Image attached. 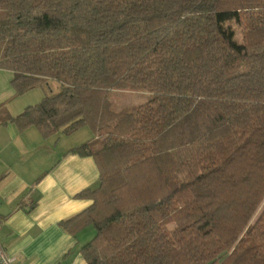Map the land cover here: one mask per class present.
Listing matches in <instances>:
<instances>
[{"label": "trees", "instance_id": "obj_1", "mask_svg": "<svg viewBox=\"0 0 264 264\" xmlns=\"http://www.w3.org/2000/svg\"><path fill=\"white\" fill-rule=\"evenodd\" d=\"M0 69L57 83L20 131L95 137L69 151L92 204L60 222L93 228L87 264H264V0H0Z\"/></svg>", "mask_w": 264, "mask_h": 264}, {"label": "crops", "instance_id": "obj_2", "mask_svg": "<svg viewBox=\"0 0 264 264\" xmlns=\"http://www.w3.org/2000/svg\"><path fill=\"white\" fill-rule=\"evenodd\" d=\"M0 71L10 84L13 73ZM13 98V88L0 85V244L12 264H87L79 251L94 230L73 236L60 222L92 204L75 196L98 187L96 162L69 151L95 137L90 132L58 145L56 135L44 139L33 126L20 131L9 118L25 108Z\"/></svg>", "mask_w": 264, "mask_h": 264}, {"label": "rangeland", "instance_id": "obj_3", "mask_svg": "<svg viewBox=\"0 0 264 264\" xmlns=\"http://www.w3.org/2000/svg\"><path fill=\"white\" fill-rule=\"evenodd\" d=\"M238 40L241 38L239 33L237 32ZM1 72V71H0ZM2 73V72H1ZM7 74V73H6ZM2 75H5L2 73ZM0 85L4 84L5 86H8L9 88L12 87L9 82L7 83L6 76H0ZM6 80V81H4ZM53 85L50 84L49 87H47L46 84H42L39 87H36V89L30 90L25 92L23 95L15 96V98L12 99V102H19L23 109L27 106H35L37 103L41 102L42 99L50 94L51 92H56V86L57 83L51 82ZM109 100L112 106L113 111H119L121 109H125L127 107L131 106H138L141 103L146 102L150 95L147 92L139 91V92H129V91H116L113 90L110 92ZM90 134V130H87L86 127L80 128L72 135H65L61 132H58L56 134V138L58 141V145L62 144L64 141L72 140L73 138H86L87 135ZM54 136V135H53ZM93 230V228H91ZM86 231V230H84Z\"/></svg>", "mask_w": 264, "mask_h": 264}, {"label": "built area", "instance_id": "obj_4", "mask_svg": "<svg viewBox=\"0 0 264 264\" xmlns=\"http://www.w3.org/2000/svg\"><path fill=\"white\" fill-rule=\"evenodd\" d=\"M0 264H12V259L8 257L6 251L3 250L0 244Z\"/></svg>", "mask_w": 264, "mask_h": 264}]
</instances>
